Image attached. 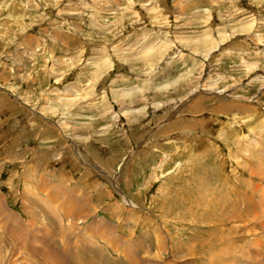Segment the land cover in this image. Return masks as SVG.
Listing matches in <instances>:
<instances>
[{
  "label": "rangeland",
  "instance_id": "rangeland-1",
  "mask_svg": "<svg viewBox=\"0 0 264 264\" xmlns=\"http://www.w3.org/2000/svg\"><path fill=\"white\" fill-rule=\"evenodd\" d=\"M0 229V264H264V0H0Z\"/></svg>",
  "mask_w": 264,
  "mask_h": 264
},
{
  "label": "crops",
  "instance_id": "crops-1",
  "mask_svg": "<svg viewBox=\"0 0 264 264\" xmlns=\"http://www.w3.org/2000/svg\"><path fill=\"white\" fill-rule=\"evenodd\" d=\"M55 187H56V186H53V188H55ZM55 189H56V188H55ZM226 190H227V189H226ZM70 197L76 199V196H73V194H70ZM72 211H73V210H72ZM94 222L96 223V221H94ZM94 222H93V225L95 224ZM118 242H119V241L116 240V243H118Z\"/></svg>",
  "mask_w": 264,
  "mask_h": 264
},
{
  "label": "bare ground",
  "instance_id": "bare-ground-1",
  "mask_svg": "<svg viewBox=\"0 0 264 264\" xmlns=\"http://www.w3.org/2000/svg\"><path fill=\"white\" fill-rule=\"evenodd\" d=\"M55 186H56V184H55ZM52 187H53V185H52ZM63 192V191H62ZM61 192V193H62ZM65 192V191H64ZM64 195H65V193H64ZM68 197H70V194H68V195H66V198H68ZM78 203V202H77Z\"/></svg>",
  "mask_w": 264,
  "mask_h": 264
}]
</instances>
